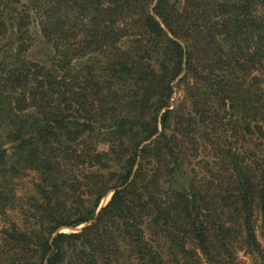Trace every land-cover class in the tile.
I'll use <instances>...</instances> for the list:
<instances>
[{
    "label": "trees",
    "instance_id": "1",
    "mask_svg": "<svg viewBox=\"0 0 264 264\" xmlns=\"http://www.w3.org/2000/svg\"><path fill=\"white\" fill-rule=\"evenodd\" d=\"M27 2L51 56L16 12L0 264H264V0Z\"/></svg>",
    "mask_w": 264,
    "mask_h": 264
},
{
    "label": "rangeland",
    "instance_id": "2",
    "mask_svg": "<svg viewBox=\"0 0 264 264\" xmlns=\"http://www.w3.org/2000/svg\"><path fill=\"white\" fill-rule=\"evenodd\" d=\"M19 11H24L23 15L27 14L26 20H28V25H27V34L25 38L28 40L29 43H31L29 50L25 54L22 53L20 56L26 59H33L39 61L40 63L47 64L48 58L49 56H51V49L49 47L48 42L45 41V39L40 34L39 27L36 23L33 12L27 0H22L20 4L15 5L14 10L12 12H9L7 19L5 20V24L7 25V31L1 37V44L4 46V52L0 55L3 54L8 55L9 53H11L10 50L13 48L15 44L14 32L12 31L11 26H9L8 24L10 22L9 20H11L12 17L14 19L17 17L18 14L16 12ZM184 179L185 177L181 176L178 180V183H182ZM110 196L111 193L101 200L99 208L107 203ZM83 225L84 224H81L74 229L62 228L60 229V231L71 232L75 229L82 227ZM263 245H264V240H263Z\"/></svg>",
    "mask_w": 264,
    "mask_h": 264
}]
</instances>
